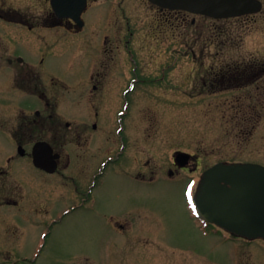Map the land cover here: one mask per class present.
Instances as JSON below:
<instances>
[{
	"label": "flooded vegetation",
	"instance_id": "obj_1",
	"mask_svg": "<svg viewBox=\"0 0 264 264\" xmlns=\"http://www.w3.org/2000/svg\"><path fill=\"white\" fill-rule=\"evenodd\" d=\"M67 1L66 14L65 0H0V264L36 260L43 244L35 253L26 245L33 216L45 217L42 224H47L50 216L63 213L98 214L118 236L113 243L133 251V245L148 240L146 188L181 182L180 201L189 208L187 191L202 175L199 159L190 154L179 166L175 153L187 152L177 149L162 171L157 129L145 132L144 86H158L166 75L164 67L161 78L146 75L149 63L140 57L146 43L157 47L168 40L174 54L182 38L190 66L189 99L219 101L232 92L239 129L264 131V56L222 55L226 47H245L242 29L261 25L264 30V0H258V13L231 19L162 9L147 0ZM144 11L152 13L151 29L136 25ZM234 20L237 36L228 27ZM65 42L74 50L67 68ZM175 66L174 58L169 67ZM40 159L53 170L36 166ZM110 175L120 178L124 188L114 206ZM50 208L56 210L50 214ZM189 213L202 235L209 228L220 232ZM46 237L42 230L39 240ZM226 237L252 249L249 261L239 253L235 264H264V239ZM111 254V264H192L190 255L140 260L125 254L119 260L117 248Z\"/></svg>",
	"mask_w": 264,
	"mask_h": 264
},
{
	"label": "rangeland",
	"instance_id": "obj_2",
	"mask_svg": "<svg viewBox=\"0 0 264 264\" xmlns=\"http://www.w3.org/2000/svg\"><path fill=\"white\" fill-rule=\"evenodd\" d=\"M151 16V12L144 11L142 19L136 22L137 27L143 25V29H151L153 26ZM228 23L231 24L228 25L231 34L237 36L239 32L235 29L237 22L234 20ZM239 33L246 41L245 47L238 49L239 51L233 47H226L222 55L231 58L238 54L241 60L264 56L263 26L256 25L255 28L244 31L242 29ZM181 42L182 38H177V51L174 54L168 48V40L164 43L161 41L157 47L146 43L140 55L145 63H149L146 75L148 72H154L161 78L162 67L166 71L164 80L157 83L158 86L145 85L143 92L145 132L147 135L151 133V127L157 129L161 170L167 169L172 153L177 149L199 159L197 169L199 173L219 161L264 166V131L252 133L248 129H243L244 131L239 129L232 110V92L219 96V101L207 96L189 99L191 81L187 78L190 66L187 65L189 59ZM194 49L198 55L199 46L196 45ZM174 58L176 66L171 69L169 63H172ZM73 60V47H67L65 42L63 47L65 68ZM154 111H157L156 115ZM112 177L113 175H110L109 179ZM115 178L113 177L111 181V206L117 204L116 196L124 191L121 179ZM183 188L181 182L163 181L153 189H145V205L149 208L145 213V222L149 225L146 227L148 231H145L144 237L148 240L133 245L131 247L133 251L124 245L113 243L117 241L118 236L108 229L102 216L81 215L78 212L55 215L52 219L50 216L46 219L47 224H42L45 217L33 216L26 241L27 251L31 250L33 253L40 244H43L44 248L40 250L33 264H111L113 258L111 253L116 248L119 260L125 254L134 259L133 256L139 255L140 260L163 255L170 258L180 254L192 256V264H235L241 253L242 259L249 261L252 249L239 247V242L227 238L221 231L211 233L212 230L209 228L205 236L193 226L189 220V208L186 210L180 201ZM104 204L102 201L99 205ZM58 205L60 208L62 204L55 202L54 207ZM53 210L56 209L50 208L48 212L51 214ZM54 221H57L55 225L50 224ZM42 230L47 233L44 242L39 240Z\"/></svg>",
	"mask_w": 264,
	"mask_h": 264
},
{
	"label": "water",
	"instance_id": "obj_3",
	"mask_svg": "<svg viewBox=\"0 0 264 264\" xmlns=\"http://www.w3.org/2000/svg\"><path fill=\"white\" fill-rule=\"evenodd\" d=\"M150 1L162 7L189 10L212 17L249 13L255 6L254 0ZM182 156L177 154L179 159ZM37 165L49 168L48 164ZM255 174L264 175V168L257 165L217 164L207 170L195 197L198 211L207 221L230 233L249 239L264 238V187L254 191L253 186L257 182L251 177Z\"/></svg>",
	"mask_w": 264,
	"mask_h": 264
}]
</instances>
